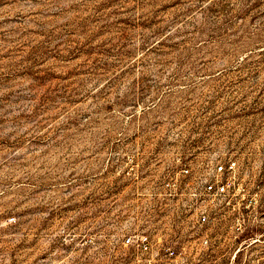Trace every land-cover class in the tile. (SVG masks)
Wrapping results in <instances>:
<instances>
[{"label": "rangeland", "instance_id": "374dc122", "mask_svg": "<svg viewBox=\"0 0 264 264\" xmlns=\"http://www.w3.org/2000/svg\"><path fill=\"white\" fill-rule=\"evenodd\" d=\"M0 264H264V0H0Z\"/></svg>", "mask_w": 264, "mask_h": 264}, {"label": "built area", "instance_id": "2783aa9c", "mask_svg": "<svg viewBox=\"0 0 264 264\" xmlns=\"http://www.w3.org/2000/svg\"><path fill=\"white\" fill-rule=\"evenodd\" d=\"M235 166V162L232 161L229 163V168L233 169ZM218 172H223L224 170H227V168L224 165H220L217 168ZM229 186V183H224L223 181H217L214 183H207L205 186V191L208 193H215L216 195L224 194L227 191V188ZM207 219V215L203 214L200 218V221H205ZM126 242L128 244H135L139 249L142 251H148L151 245L150 238L147 234L143 235H133L129 236L126 239ZM137 242V243H133ZM173 254V252L171 251Z\"/></svg>", "mask_w": 264, "mask_h": 264}]
</instances>
